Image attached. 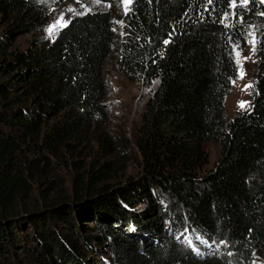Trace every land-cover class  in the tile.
I'll list each match as a JSON object with an SVG mask.
<instances>
[{
  "label": "trees",
  "instance_id": "obj_1",
  "mask_svg": "<svg viewBox=\"0 0 264 264\" xmlns=\"http://www.w3.org/2000/svg\"><path fill=\"white\" fill-rule=\"evenodd\" d=\"M232 1L130 0L118 69L156 83L136 133L140 170L120 182L109 162H75L70 196L37 200L42 185L55 191L47 175L71 144H129L106 132L115 25L109 10L74 14L48 42L32 38L38 48H13L47 20L34 0H0V264H249L264 250V3ZM253 24L249 107L226 120L232 45L244 48ZM208 141L220 151L204 171Z\"/></svg>",
  "mask_w": 264,
  "mask_h": 264
},
{
  "label": "rangeland",
  "instance_id": "obj_2",
  "mask_svg": "<svg viewBox=\"0 0 264 264\" xmlns=\"http://www.w3.org/2000/svg\"><path fill=\"white\" fill-rule=\"evenodd\" d=\"M41 3L43 13L46 17V24L41 29H37L30 34L22 35L14 40L13 48L23 49L30 45L38 48L31 43L32 38L41 39L43 42L51 40L57 30L49 35L47 29L61 16L67 22L71 15L82 14L94 10H109L112 13V19L115 25V41L113 51L104 65L105 78L109 85V93L104 100L108 107L109 121L106 132L111 138H116L118 134L125 137L129 144L124 152H119L121 144H108L109 149H101V144H82L76 148L77 144H71L68 152L61 153L62 157L55 161L53 166L55 171L49 172L47 178H50L54 192H47L48 187L42 185L35 191L37 200L41 196L52 197L62 195L69 197L72 192V179L78 171L74 163L78 162V167L85 168L90 162L94 165H100L103 162H109L112 173L111 177L116 181L124 182L126 178L135 176L140 170V156L135 146L136 133L140 126L141 115L146 101L154 91L156 83L145 85L141 80L130 81L126 79L118 69V42L121 36V17L127 11L129 3L124 0H111L110 4H103L92 0H34ZM243 4V0H235V4ZM233 6V1L231 2ZM71 9V11H70ZM231 21V17L227 20ZM3 23L0 21V31L3 29ZM62 27V26H61ZM259 24H253L248 27V37L244 48L237 44L232 45L237 75L230 84L229 94L224 100L225 118L230 120L235 113L240 110H246L249 107L250 92L254 77L256 52H257V32ZM239 54V55H237ZM247 57V59H245ZM243 73V78H241ZM241 103L244 104L241 107ZM103 145V144H102ZM106 145V144H104ZM205 151L208 154V164L204 171L210 170L219 154L220 145L216 141H208L204 144ZM80 174V173H79ZM113 181V182H116ZM111 184L110 182H106ZM71 198V197H70ZM144 210L143 205H136L135 211ZM85 226H92L87 224ZM200 246V244H198ZM218 253V252H217ZM216 253V254H217ZM102 264H107L106 258H102ZM249 264H264V250L253 256Z\"/></svg>",
  "mask_w": 264,
  "mask_h": 264
},
{
  "label": "snow or ice",
  "instance_id": "obj_3",
  "mask_svg": "<svg viewBox=\"0 0 264 264\" xmlns=\"http://www.w3.org/2000/svg\"><path fill=\"white\" fill-rule=\"evenodd\" d=\"M260 2H261V3H264V0H260ZM124 3H125V4L130 3V0H124ZM243 3H244L245 5H247L248 0H243ZM233 7H235V0H233ZM70 11H71V9H70ZM262 14H264V13H262ZM66 24H67V22H65L63 16H61L59 19H57V20H56V21H55V22H54V23H53V24L47 29V31H48L49 35H51V34H53V32H54V30H55L56 28L61 27V26H66ZM237 55H239V54H237ZM245 59H247V57H246ZM241 78H243V73H241ZM248 87H251V85H248ZM240 106L243 107L244 104L241 103Z\"/></svg>",
  "mask_w": 264,
  "mask_h": 264
}]
</instances>
